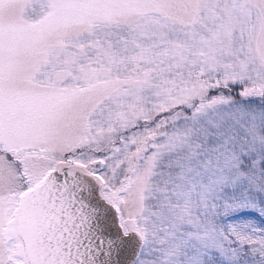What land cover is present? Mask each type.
Listing matches in <instances>:
<instances>
[{"label":"snow or ice","instance_id":"6c2138e0","mask_svg":"<svg viewBox=\"0 0 264 264\" xmlns=\"http://www.w3.org/2000/svg\"><path fill=\"white\" fill-rule=\"evenodd\" d=\"M0 264H264V0H0Z\"/></svg>","mask_w":264,"mask_h":264}]
</instances>
